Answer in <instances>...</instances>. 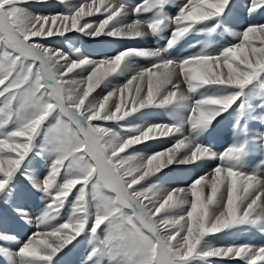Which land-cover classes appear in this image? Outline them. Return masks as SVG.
<instances>
[{
  "label": "snow or ice",
  "instance_id": "snow-or-ice-1",
  "mask_svg": "<svg viewBox=\"0 0 264 264\" xmlns=\"http://www.w3.org/2000/svg\"><path fill=\"white\" fill-rule=\"evenodd\" d=\"M241 231L264 235V0H0L4 264H264L211 242Z\"/></svg>",
  "mask_w": 264,
  "mask_h": 264
},
{
  "label": "rangeland",
  "instance_id": "rangeland-1",
  "mask_svg": "<svg viewBox=\"0 0 264 264\" xmlns=\"http://www.w3.org/2000/svg\"><path fill=\"white\" fill-rule=\"evenodd\" d=\"M136 2V0H128L129 4H134ZM177 2H179V0H177ZM36 11H45L42 8H37L35 9ZM243 19L244 18H237L234 20V23L239 25L243 23ZM234 30H239V28H235ZM231 39V37H229ZM108 46L109 50L111 51L112 48L111 46H113V49L115 47H119L120 45H118L117 43H108L105 44ZM150 46H152L151 41L149 43ZM145 46V45H144ZM147 46V45H146ZM187 46V45H186ZM90 49L93 51H99L96 50L97 48L101 47L98 45H89ZM188 48V47H187ZM185 48V49H187ZM104 51V50H103ZM185 51V50H184ZM145 61V62H144ZM137 63L139 65H147L148 61L144 58H138ZM166 118V117H165ZM225 126L226 122H225ZM230 142V134L228 130H225V132H222L219 136L214 138L213 143L215 145L221 144L220 147H227L228 143ZM166 146V145H165ZM214 164H209L208 166L202 168V169H195L193 170L191 168V166H183L180 167L179 170L178 168H176L174 170L173 173H171L168 177H167V184L165 186H171V187H179V186H187L189 185L192 180L197 176V175H202L205 172L209 171L211 167H213ZM253 167H255V165H253ZM189 168V169H187ZM178 170V171H177ZM252 169L250 168L249 171H251ZM39 204V201H34V202H30L27 205V210H29V212H31L37 205ZM237 234V235H236ZM236 237L235 240L232 239V237ZM21 237H23V232L21 231ZM249 237V239H247ZM230 240H234L236 243H230ZM264 235L261 236V239L259 238V233L255 232V233H251V232H247V231H241V232H236V233H232L230 235L227 236H223L221 237V239L219 240H212L211 242L217 246L220 245H227V244H239V243H251V244H255L257 246H260L261 244H264ZM0 264H4V261L2 259H0Z\"/></svg>",
  "mask_w": 264,
  "mask_h": 264
},
{
  "label": "bare ground",
  "instance_id": "bare-ground-1",
  "mask_svg": "<svg viewBox=\"0 0 264 264\" xmlns=\"http://www.w3.org/2000/svg\"><path fill=\"white\" fill-rule=\"evenodd\" d=\"M118 45H119V44H118ZM145 46H146V45H145ZM147 46H150V45L148 44ZM187 47H188V46H185V48H187ZM111 48L113 49V46H111ZM115 48H116V47H115ZM185 48L182 49L181 51H182V52H187V49H188V48H187V49H185ZM103 50H104V51H110V50H108V47H107V46H104V47H103ZM184 50H185V51H184ZM197 50H198V49H197ZM144 62H145V61H144ZM224 147H225V146H224ZM180 167H183V166H176V168H178V170H179ZM185 167H186V166H185ZM187 169H189V168H187ZM178 170H177V171H178ZM179 187H185V186H179ZM236 235H237V234H236ZM235 238H236V237H234V236L232 237V239H234V240H235ZM236 239H237V238H236ZM247 239H249V237H248ZM234 240H230V243H236ZM249 241H252V240L249 239ZM263 241H264V240H263ZM246 243H247V242H246Z\"/></svg>",
  "mask_w": 264,
  "mask_h": 264
}]
</instances>
